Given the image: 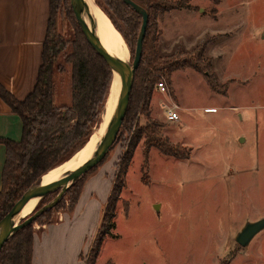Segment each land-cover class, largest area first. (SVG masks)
Returning <instances> with one entry per match:
<instances>
[{
    "label": "rangeland",
    "instance_id": "1",
    "mask_svg": "<svg viewBox=\"0 0 264 264\" xmlns=\"http://www.w3.org/2000/svg\"><path fill=\"white\" fill-rule=\"evenodd\" d=\"M191 4L200 6L198 14L181 10L160 19L158 52L185 58L206 37L226 31L207 52L213 41L208 38L205 48L219 91H212L204 75L189 68L173 74L172 90L165 83L168 96L156 87L151 117L190 158L175 159L152 149L146 160L144 139L135 142L114 229L96 264H264V230L247 246L236 242L247 223L264 219V0ZM69 71L58 79L59 105L71 102ZM169 97L181 108L178 123L165 117L162 105L169 104ZM145 123L137 115L121 131L106 159L80 181V201L73 209L75 192L63 197L45 225L34 224L35 235L65 217L35 264H85L107 191L132 134ZM100 127L94 133L103 132V122ZM82 210L88 211L74 216Z\"/></svg>",
    "mask_w": 264,
    "mask_h": 264
},
{
    "label": "trees",
    "instance_id": "2",
    "mask_svg": "<svg viewBox=\"0 0 264 264\" xmlns=\"http://www.w3.org/2000/svg\"><path fill=\"white\" fill-rule=\"evenodd\" d=\"M132 1L144 8L149 18L143 41L142 60L135 73L128 110L118 138L121 137L120 133L127 131L134 123L137 115L145 117L146 123L132 134V143L120 162L85 264H96L105 239L114 229L116 205L126 186L127 171L135 142L144 139L146 160L152 149L175 159L190 158L185 148L171 143L161 131L164 126L151 117L153 92L158 84L165 81L172 90L173 74L189 68L203 74L212 91H219L214 76L209 72L211 60L205 58V48L211 40L206 39L195 48L192 55L185 58H179L178 55L161 57L158 52L160 19L166 13L175 10H195L191 0ZM96 3L123 37L133 60L142 24L141 16L126 6L123 0H96ZM215 13L217 14L216 10L214 15ZM68 67L71 102L59 105L58 79L67 75ZM111 83L112 73L109 67L87 43L76 23L69 0H50V17L43 44L42 64L33 92L25 100L19 101L0 83V99L21 118L23 124L22 139L19 142L0 138V144L6 149L0 190V220L43 175L68 161L84 148L103 122ZM86 175L67 192V194L75 192L70 209L77 205L80 187L83 186L80 181ZM56 195L51 194L43 199L35 212L49 204ZM60 204L61 202L40 215L32 225L14 234L0 251V264H32L34 224L45 225ZM44 219L45 222H41Z\"/></svg>",
    "mask_w": 264,
    "mask_h": 264
},
{
    "label": "water",
    "instance_id": "3",
    "mask_svg": "<svg viewBox=\"0 0 264 264\" xmlns=\"http://www.w3.org/2000/svg\"><path fill=\"white\" fill-rule=\"evenodd\" d=\"M70 7L76 23L85 37L87 43L99 55L109 67L112 73V86L116 89V102L114 104L110 119L103 132V136L93 154V156L79 168L65 173L59 180L52 184L43 185L42 176L38 183L29 188L21 199L12 207L8 214L0 220V251L7 241L22 230L32 225L43 213L53 209L61 202L70 188L76 184L84 175L100 165L117 141L120 129L125 119L135 73L138 70L143 54V41L148 25V14L146 10L132 0H123L124 4L135 11L142 18V24L137 38L134 59L126 62L110 54L101 44L96 33V21L92 13L91 5L87 0H69ZM106 109V107H105ZM48 173V172H47ZM51 194L56 197L42 209L35 212L37 208L26 218L22 214L26 205L34 200L40 202ZM38 204V205H39ZM264 230V219L254 223H247L236 237V242L240 246L249 245L252 240Z\"/></svg>",
    "mask_w": 264,
    "mask_h": 264
},
{
    "label": "crops",
    "instance_id": "4",
    "mask_svg": "<svg viewBox=\"0 0 264 264\" xmlns=\"http://www.w3.org/2000/svg\"><path fill=\"white\" fill-rule=\"evenodd\" d=\"M192 6L196 9H183L182 11L196 12L198 14L200 6ZM177 11L181 10H175L172 13ZM205 11L206 9H203L201 13L205 14ZM49 17L50 0H0V83L19 101L25 100L33 92L36 85L38 71L42 64L43 44ZM227 34L226 31H217L212 36L206 37L205 40L208 38L213 39L208 44L206 51L208 52L212 44ZM167 47L164 49L167 50ZM175 98L176 100L178 99L176 95ZM22 134L23 124L21 118L14 114L9 106L0 99V138L19 142L22 139ZM5 160L6 149L4 145L0 144V190L2 189V173ZM107 192L104 207L108 201L111 189ZM87 211L82 210L78 214H74V216L76 215L80 218ZM62 223H65V217L60 223L43 226L41 232L35 233L32 264H35V257H39L44 245L50 242Z\"/></svg>",
    "mask_w": 264,
    "mask_h": 264
},
{
    "label": "bare ground",
    "instance_id": "5",
    "mask_svg": "<svg viewBox=\"0 0 264 264\" xmlns=\"http://www.w3.org/2000/svg\"><path fill=\"white\" fill-rule=\"evenodd\" d=\"M92 8V13L96 21V33L102 44V46L112 55L129 62L130 61V50L124 41L121 34L113 26L112 22L108 16L99 8L96 3V0H87ZM116 102V89L115 86H112L106 104V109L104 111L103 127L104 130L107 126V123L110 119L114 104ZM102 124V123H101ZM101 126V125H100ZM101 127L98 129L100 130ZM97 129V130H98ZM103 130V132H104ZM103 132L93 133L92 137L88 143L78 151L74 156H72L68 161L63 164L53 168L48 173H46L41 182L43 185H48L59 180L65 173L73 171L85 162H87L94 154L102 136ZM39 200H34L29 202L22 214V218L28 217L35 208L38 206Z\"/></svg>",
    "mask_w": 264,
    "mask_h": 264
},
{
    "label": "built area",
    "instance_id": "6",
    "mask_svg": "<svg viewBox=\"0 0 264 264\" xmlns=\"http://www.w3.org/2000/svg\"><path fill=\"white\" fill-rule=\"evenodd\" d=\"M157 90L160 94L164 96H168L167 87L165 86V82L159 83L157 86ZM168 98V97H167ZM170 99V97H169ZM165 117L169 122L178 123L180 121V106L175 103L172 99H170L169 104L164 103L162 105Z\"/></svg>",
    "mask_w": 264,
    "mask_h": 264
}]
</instances>
